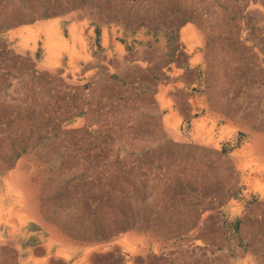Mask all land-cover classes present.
Returning <instances> with one entry per match:
<instances>
[{"label":"rangeland","instance_id":"374dc122","mask_svg":"<svg viewBox=\"0 0 264 264\" xmlns=\"http://www.w3.org/2000/svg\"><path fill=\"white\" fill-rule=\"evenodd\" d=\"M2 133L0 264H264V0H0Z\"/></svg>","mask_w":264,"mask_h":264},{"label":"crops","instance_id":"0c3cea01","mask_svg":"<svg viewBox=\"0 0 264 264\" xmlns=\"http://www.w3.org/2000/svg\"><path fill=\"white\" fill-rule=\"evenodd\" d=\"M14 30H17L14 29ZM193 119H198L197 116H194ZM9 139L7 138V135L5 133L0 134V143L3 145V143H8ZM17 161L19 159L15 160L13 164H6L0 166V178H5L7 175L14 173V172H21V168L18 165Z\"/></svg>","mask_w":264,"mask_h":264},{"label":"bare ground","instance_id":"6f19581e","mask_svg":"<svg viewBox=\"0 0 264 264\" xmlns=\"http://www.w3.org/2000/svg\"><path fill=\"white\" fill-rule=\"evenodd\" d=\"M16 31H17V30H16ZM20 31H21V30H20ZM20 31H19V32H20ZM16 33H18V32H11V33H9V34H10V35H13V34H16ZM47 46H48V47H47ZM47 46H46V47H47V49H48V54L50 55V54L52 53V52H51V49H50L51 46H49L48 43H47ZM52 46H53V45H52ZM51 48H52V47H51ZM52 49H53V48H52ZM57 60H59V59H57ZM53 61H54V60H53ZM59 61H60V60H59ZM59 61L52 62V60H51L50 58L47 57V62L50 64V67H53V68H54V67H56V66H59ZM48 66H49V65H48ZM51 69H52V68H51ZM113 242H114V241H113ZM97 247H98V246H97ZM98 249H99V248H98ZM108 249H109V247H108ZM92 250H93V249H92ZM92 250H91V251H92ZM99 250H100V249H99ZM91 251H88V252H87V255H88V253L91 252ZM85 256H86V255H85Z\"/></svg>","mask_w":264,"mask_h":264}]
</instances>
